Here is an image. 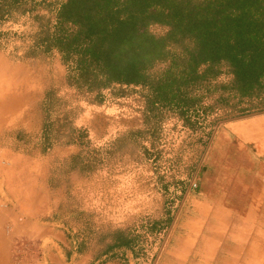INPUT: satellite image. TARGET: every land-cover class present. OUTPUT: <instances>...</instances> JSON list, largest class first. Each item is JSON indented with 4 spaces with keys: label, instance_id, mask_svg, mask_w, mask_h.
Here are the masks:
<instances>
[{
    "label": "rangeland",
    "instance_id": "obj_1",
    "mask_svg": "<svg viewBox=\"0 0 264 264\" xmlns=\"http://www.w3.org/2000/svg\"><path fill=\"white\" fill-rule=\"evenodd\" d=\"M7 1L0 264H264V110L220 101L227 69L170 93L168 47L140 82L97 86L53 37L65 0ZM117 228L138 244L103 255Z\"/></svg>",
    "mask_w": 264,
    "mask_h": 264
},
{
    "label": "trees",
    "instance_id": "obj_2",
    "mask_svg": "<svg viewBox=\"0 0 264 264\" xmlns=\"http://www.w3.org/2000/svg\"><path fill=\"white\" fill-rule=\"evenodd\" d=\"M11 5L0 2V15ZM153 25L166 30L153 34ZM53 37L75 45L81 78L97 86L140 82L145 67L164 58L169 47L177 52L178 66L163 85L170 93L182 89L181 96L191 97L190 82L208 64L215 71L205 70L204 80L227 69L228 81L216 84L224 105L264 110V0H65ZM110 235L103 255L138 244L129 230L117 228Z\"/></svg>",
    "mask_w": 264,
    "mask_h": 264
},
{
    "label": "built area",
    "instance_id": "obj_3",
    "mask_svg": "<svg viewBox=\"0 0 264 264\" xmlns=\"http://www.w3.org/2000/svg\"><path fill=\"white\" fill-rule=\"evenodd\" d=\"M197 186V184H195V187Z\"/></svg>",
    "mask_w": 264,
    "mask_h": 264
}]
</instances>
